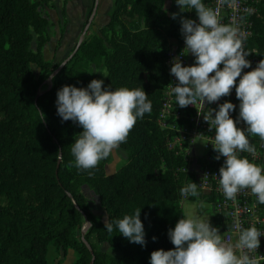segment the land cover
I'll return each mask as SVG.
<instances>
[{"label":"trees","instance_id":"trees-1","mask_svg":"<svg viewBox=\"0 0 264 264\" xmlns=\"http://www.w3.org/2000/svg\"><path fill=\"white\" fill-rule=\"evenodd\" d=\"M184 2L113 0L108 22L51 77L57 67L43 48L52 0H0V264H50V244L65 255L73 249V264H175L192 176L157 117L168 82L165 45L180 37ZM248 47L264 56V0ZM90 64L106 73L82 91ZM243 95L239 112L256 106L254 143L263 142L264 102L256 89ZM109 126L126 153L113 173L106 172ZM84 186L99 198L106 222L91 212Z\"/></svg>","mask_w":264,"mask_h":264},{"label":"built area","instance_id":"built-area-1","mask_svg":"<svg viewBox=\"0 0 264 264\" xmlns=\"http://www.w3.org/2000/svg\"><path fill=\"white\" fill-rule=\"evenodd\" d=\"M184 4L180 37L165 45L168 82L158 124L192 176L182 199H211L213 230L224 229L213 262L264 264V141L254 143L256 106L239 112L253 89L264 102V56L248 47L261 0Z\"/></svg>","mask_w":264,"mask_h":264},{"label":"rangeland","instance_id":"rangeland-1","mask_svg":"<svg viewBox=\"0 0 264 264\" xmlns=\"http://www.w3.org/2000/svg\"><path fill=\"white\" fill-rule=\"evenodd\" d=\"M52 5L44 9V13L49 20V41L43 48L45 60L50 61L53 66L59 67L68 57L74 53L80 39H87L94 33H99L100 28L105 25L110 17L113 0H98V7L94 20L90 24L86 33L85 26L95 6V0H52ZM171 2H166V7ZM36 48V45H33ZM71 60V59H70ZM70 60L65 66L70 64ZM36 75H41V69L33 65ZM103 67H96L90 64L83 78L87 81V86L82 91L90 89L99 79L105 76ZM50 83L47 79L44 87ZM106 134L108 160L106 162V172H115L126 160V153L120 149L115 138V129L112 126L103 129ZM202 142L198 139L197 143ZM199 148V145L197 146ZM83 192L89 201L91 212L105 222L107 215L100 203L97 195L87 186L83 187ZM185 212V234L182 239L183 248L177 255L175 264H223L214 263L215 243L218 238L224 236V229L219 225L213 230L212 220L215 217L212 204L196 195L194 198L181 199ZM84 229V227H83ZM82 229V231H83ZM91 241L98 243L96 237L91 236ZM103 251L113 255H120V251L108 243L99 244ZM210 246L211 253L207 255L206 247ZM47 258L50 264H73L77 259V254L73 249H69L65 255L53 245H49Z\"/></svg>","mask_w":264,"mask_h":264},{"label":"water","instance_id":"water-1","mask_svg":"<svg viewBox=\"0 0 264 264\" xmlns=\"http://www.w3.org/2000/svg\"><path fill=\"white\" fill-rule=\"evenodd\" d=\"M97 7H98V0H95V6H94L93 11H92V13H91V15H90V17H89V19H88V22H87L86 26H85L84 33L87 32V30H88L90 24H91L92 21L94 20V17H95L96 11H97ZM82 41H83V39H80V41L78 42V45H77V47H76V50H77V49L79 48V46L81 45ZM76 50L74 51V53L76 52ZM74 53H72V54L68 57V59H66V61H64V62H63V63H62L57 69H56V71H54V73L51 75V77H52L54 74H56L61 68H63V67L65 66V64L68 62V60H70V59L73 57ZM51 77H50V80H51ZM60 160H61V155L59 156V161H58V163L60 162ZM88 228H89V224H87V225L84 227L83 231H82V239H83L86 243H88V242L85 240V234H86V231H87Z\"/></svg>","mask_w":264,"mask_h":264},{"label":"crops","instance_id":"crops-1","mask_svg":"<svg viewBox=\"0 0 264 264\" xmlns=\"http://www.w3.org/2000/svg\"><path fill=\"white\" fill-rule=\"evenodd\" d=\"M181 205H182V203H181ZM209 247H210V246H207V247H206V253H207V255H209V254L211 253V250L209 249Z\"/></svg>","mask_w":264,"mask_h":264}]
</instances>
